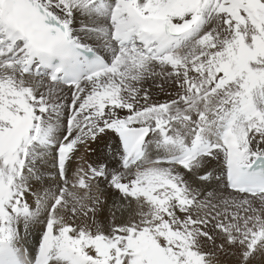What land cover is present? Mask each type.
<instances>
[{"label":"snow or ice","instance_id":"1","mask_svg":"<svg viewBox=\"0 0 264 264\" xmlns=\"http://www.w3.org/2000/svg\"><path fill=\"white\" fill-rule=\"evenodd\" d=\"M109 133L120 168L69 179ZM101 181L127 212L107 231L89 223ZM226 249L264 260V0H0V264H218Z\"/></svg>","mask_w":264,"mask_h":264},{"label":"bare ground","instance_id":"2","mask_svg":"<svg viewBox=\"0 0 264 264\" xmlns=\"http://www.w3.org/2000/svg\"><path fill=\"white\" fill-rule=\"evenodd\" d=\"M154 99L163 100L166 98L164 93L159 92L154 86L152 88ZM117 144V140L112 134H106L103 139L98 143L91 146L92 153L87 154L84 148L76 153V159L70 164L68 168L69 179H72L73 173L78 167L86 168L89 164H94L97 161H103L109 167V171H115L120 168L116 158V148L113 147ZM45 173L46 185L49 187H55L58 182L57 171L54 162L49 161L42 168ZM212 171L219 173V167L213 165ZM101 187L104 192L105 198L108 201L107 206L98 212L94 219H90L89 223L93 225H100L106 231L110 229V226L115 223L119 224L127 218V212L117 211L115 217H113L112 206L113 204L119 206L121 203L119 195L114 191L110 190L104 181H101ZM227 194V193H225ZM218 264H234V253L231 250L226 249L224 252H217ZM257 264H264V260L257 257Z\"/></svg>","mask_w":264,"mask_h":264},{"label":"rangeland","instance_id":"3","mask_svg":"<svg viewBox=\"0 0 264 264\" xmlns=\"http://www.w3.org/2000/svg\"><path fill=\"white\" fill-rule=\"evenodd\" d=\"M93 150H91V151H87V154H88V152H89V154L92 152Z\"/></svg>","mask_w":264,"mask_h":264}]
</instances>
